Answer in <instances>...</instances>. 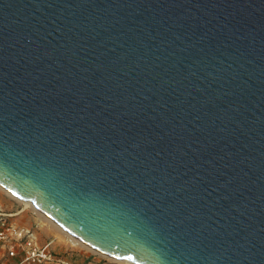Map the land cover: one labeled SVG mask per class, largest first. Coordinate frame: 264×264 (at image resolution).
Here are the masks:
<instances>
[{"label": "water", "instance_id": "1", "mask_svg": "<svg viewBox=\"0 0 264 264\" xmlns=\"http://www.w3.org/2000/svg\"><path fill=\"white\" fill-rule=\"evenodd\" d=\"M0 186L115 259L264 264V0H0Z\"/></svg>", "mask_w": 264, "mask_h": 264}, {"label": "built area", "instance_id": "2", "mask_svg": "<svg viewBox=\"0 0 264 264\" xmlns=\"http://www.w3.org/2000/svg\"><path fill=\"white\" fill-rule=\"evenodd\" d=\"M15 214L0 205V264H75L52 249L51 241L41 243L36 230L17 222Z\"/></svg>", "mask_w": 264, "mask_h": 264}, {"label": "rangeland", "instance_id": "3", "mask_svg": "<svg viewBox=\"0 0 264 264\" xmlns=\"http://www.w3.org/2000/svg\"><path fill=\"white\" fill-rule=\"evenodd\" d=\"M0 205L7 212L16 213L13 215L17 222L25 226H31L37 232L41 243L51 241V247L59 253H66L75 264H128L95 253L84 246L74 243L71 238L57 226L50 223L42 215L0 188Z\"/></svg>", "mask_w": 264, "mask_h": 264}, {"label": "bare ground", "instance_id": "4", "mask_svg": "<svg viewBox=\"0 0 264 264\" xmlns=\"http://www.w3.org/2000/svg\"><path fill=\"white\" fill-rule=\"evenodd\" d=\"M0 188L3 189L5 192H7L9 195H11L14 198H16L14 195H12L11 193H9L7 190H5L4 188H2L1 186H0ZM16 199L19 200V201H21L23 204H25V205L33 208L36 211V213H38L39 215H42L45 219H47L53 225L57 226L58 228H61L57 223H55L54 221H52L48 217H45L43 214H41L39 211H37L30 202L24 201V200H21V199H18V198H16ZM61 229L71 238V241H73L74 243L80 244V245L84 246L85 248L94 251L95 253L104 255L103 253H101V252L93 249L92 247H90V246L86 245L85 243H83L82 241L78 240L77 238H75L74 236H72L71 234H69L67 231H65L63 228H61ZM104 256L108 257L109 259H113V260H117V261H121V262L123 261V260H119V259H115L113 257L107 256V255H104ZM123 262H126L128 264H133V263H131L129 261H123Z\"/></svg>", "mask_w": 264, "mask_h": 264}, {"label": "crops", "instance_id": "5", "mask_svg": "<svg viewBox=\"0 0 264 264\" xmlns=\"http://www.w3.org/2000/svg\"><path fill=\"white\" fill-rule=\"evenodd\" d=\"M11 213H14V212H11ZM43 243H45V242H43ZM52 248V247H51ZM53 249V248H52ZM78 264V263H77Z\"/></svg>", "mask_w": 264, "mask_h": 264}, {"label": "snow or ice", "instance_id": "6", "mask_svg": "<svg viewBox=\"0 0 264 264\" xmlns=\"http://www.w3.org/2000/svg\"><path fill=\"white\" fill-rule=\"evenodd\" d=\"M128 259H131V257H127Z\"/></svg>", "mask_w": 264, "mask_h": 264}]
</instances>
